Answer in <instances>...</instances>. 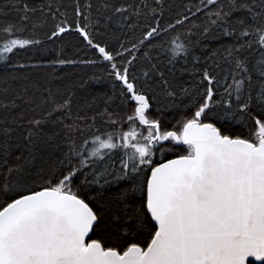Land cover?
Segmentation results:
<instances>
[{"label":"snow or ice","instance_id":"obj_1","mask_svg":"<svg viewBox=\"0 0 264 264\" xmlns=\"http://www.w3.org/2000/svg\"><path fill=\"white\" fill-rule=\"evenodd\" d=\"M0 264H264V0H0Z\"/></svg>","mask_w":264,"mask_h":264},{"label":"trees","instance_id":"obj_2","mask_svg":"<svg viewBox=\"0 0 264 264\" xmlns=\"http://www.w3.org/2000/svg\"><path fill=\"white\" fill-rule=\"evenodd\" d=\"M87 70V69H86Z\"/></svg>","mask_w":264,"mask_h":264}]
</instances>
